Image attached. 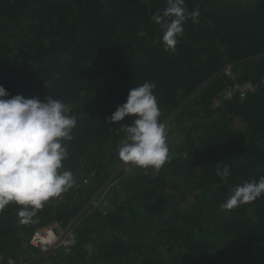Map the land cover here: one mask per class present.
I'll return each instance as SVG.
<instances>
[{"label": "trees", "instance_id": "1", "mask_svg": "<svg viewBox=\"0 0 264 264\" xmlns=\"http://www.w3.org/2000/svg\"><path fill=\"white\" fill-rule=\"evenodd\" d=\"M185 5L199 16L165 50L152 16L166 0H0V85L9 98L51 95L70 106L77 126L63 168L90 179L27 223L15 203L0 211V264H39L48 253L30 243L33 233L71 221L76 240L53 264H264V196L220 207L230 189L264 175V0ZM229 63L236 80L223 73ZM145 81L156 85L167 132L177 124L186 141L159 170L127 174V196L112 210L83 212L121 161L119 124L132 119L108 118ZM235 81L256 89L214 106ZM198 129L200 140L191 133ZM225 166L230 175H217Z\"/></svg>", "mask_w": 264, "mask_h": 264}, {"label": "clouds", "instance_id": "2", "mask_svg": "<svg viewBox=\"0 0 264 264\" xmlns=\"http://www.w3.org/2000/svg\"><path fill=\"white\" fill-rule=\"evenodd\" d=\"M163 12L152 19L160 25L165 50H174L183 24L199 16L196 8L188 13L185 0H166ZM156 85L145 81L132 88L126 102L117 106L108 124L132 117L130 124H119L124 133L117 146L118 158L140 168L159 170L169 159L167 128L160 120L161 111L154 94ZM9 93L0 85V211L10 203L17 209L20 223L29 222L50 198L68 191L75 183L74 174L63 168L69 156L67 142L73 140L77 117L62 99ZM217 175L228 177L227 166ZM264 196V175L230 189L222 209L232 210Z\"/></svg>", "mask_w": 264, "mask_h": 264}, {"label": "rangeland", "instance_id": "3", "mask_svg": "<svg viewBox=\"0 0 264 264\" xmlns=\"http://www.w3.org/2000/svg\"><path fill=\"white\" fill-rule=\"evenodd\" d=\"M236 127L238 130L243 131L245 129V123L241 120H238L236 123ZM172 128V130H171ZM177 124L169 127V135L167 134V145L170 150L169 159L173 156L176 151V144L185 143L186 134L183 132H179ZM200 129L197 131L192 130V134L195 139L200 140L202 137H199ZM172 155V156H171ZM168 159V160H169ZM136 166L132 164H126L122 161L115 163L113 165V169L108 172V179L103 183L102 187L92 195L91 201L88 205L83 209V212H90L92 210H100L103 213H106L116 207L119 203H121L127 196V192L124 186V180L126 179V175L129 174ZM81 177H83L81 179ZM75 182L78 187L86 186L89 183V178H85L82 173L74 174ZM81 180L80 182H78ZM56 201H61L62 196L56 197ZM74 221L63 225L61 222H57L51 224L53 226L57 235H61L62 238L68 239L64 241L62 244H57L56 247H52L47 251V257L40 262L39 264H53V258L57 253V249H64L72 245L76 238L74 234ZM39 249V248H37ZM40 250V249H39ZM41 251V250H40ZM12 264H15L12 262Z\"/></svg>", "mask_w": 264, "mask_h": 264}, {"label": "built area", "instance_id": "4", "mask_svg": "<svg viewBox=\"0 0 264 264\" xmlns=\"http://www.w3.org/2000/svg\"><path fill=\"white\" fill-rule=\"evenodd\" d=\"M223 73L236 80V66L232 63L226 65L223 69ZM264 80V79H263ZM256 85L252 81H235L229 84L217 98L214 99L213 105L216 106L224 99H232L234 97H239L243 99L247 97L251 92L255 91ZM68 239L62 238L61 235H57L53 226H46L38 228L32 235L30 243L41 250L42 253H47L52 247H56L57 244H62Z\"/></svg>", "mask_w": 264, "mask_h": 264}]
</instances>
